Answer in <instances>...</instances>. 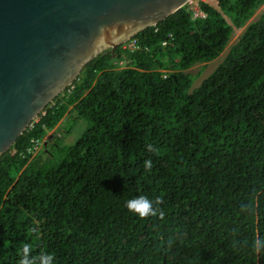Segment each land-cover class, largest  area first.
<instances>
[{
    "label": "trees",
    "instance_id": "obj_1",
    "mask_svg": "<svg viewBox=\"0 0 264 264\" xmlns=\"http://www.w3.org/2000/svg\"><path fill=\"white\" fill-rule=\"evenodd\" d=\"M263 5L185 6L87 65L0 157V264L25 244L55 264H264ZM58 129L81 136L45 142ZM139 195L153 215L127 211Z\"/></svg>",
    "mask_w": 264,
    "mask_h": 264
},
{
    "label": "water",
    "instance_id": "obj_2",
    "mask_svg": "<svg viewBox=\"0 0 264 264\" xmlns=\"http://www.w3.org/2000/svg\"><path fill=\"white\" fill-rule=\"evenodd\" d=\"M190 0H0V157L86 66Z\"/></svg>",
    "mask_w": 264,
    "mask_h": 264
},
{
    "label": "clouds",
    "instance_id": "obj_3",
    "mask_svg": "<svg viewBox=\"0 0 264 264\" xmlns=\"http://www.w3.org/2000/svg\"><path fill=\"white\" fill-rule=\"evenodd\" d=\"M146 147L148 151H153L151 144H148ZM152 166L151 159L144 161L145 170H151ZM125 208L128 212L141 218L155 213L153 201L146 195H139L128 199L125 202ZM254 251L258 254H264V245L257 243L254 246ZM19 264H55V257L50 252H41L38 256L32 255L30 247L25 244L21 250Z\"/></svg>",
    "mask_w": 264,
    "mask_h": 264
},
{
    "label": "rangeland",
    "instance_id": "obj_4",
    "mask_svg": "<svg viewBox=\"0 0 264 264\" xmlns=\"http://www.w3.org/2000/svg\"><path fill=\"white\" fill-rule=\"evenodd\" d=\"M264 12V5L258 10V12L256 13V15L254 16V18H252L248 25L251 24L252 22L256 21L257 19H259V17L263 14ZM245 29V28H244ZM244 29H241V30H237L235 32V34L233 35V38H232V41L229 45V47H231L232 45H235L239 39V37L241 36V34L244 32ZM228 47V49H229ZM227 49V50H228ZM223 60V59H222ZM221 63L218 62V60L216 61H213V63H210L209 65L205 66V64H202V65H198V66H195L193 67L189 72H191L192 74L194 75H199L200 72L203 73V75H200L199 77H197L196 79V83L194 85V88H198L202 82L207 78V76L217 67L219 66V64ZM81 132V130H78L76 131V133H74L73 135H66V131L65 130H62V129H58V130H54V131H51L48 135V137H46V140L45 142H48L47 139H56L57 137H61L63 139H65L66 142L68 143H73L75 142L80 136L81 134H79ZM74 138V139H73ZM68 139V140H67ZM44 150V148L42 147L40 149V151ZM39 151V152H40Z\"/></svg>",
    "mask_w": 264,
    "mask_h": 264
},
{
    "label": "built area",
    "instance_id": "obj_5",
    "mask_svg": "<svg viewBox=\"0 0 264 264\" xmlns=\"http://www.w3.org/2000/svg\"><path fill=\"white\" fill-rule=\"evenodd\" d=\"M215 0H190L186 6L190 8L192 13L194 14V18H205V15L200 10V5L202 3L204 4H213ZM133 45H130L129 47L132 48ZM41 147L40 144L34 146L33 153L37 154L38 151H40Z\"/></svg>",
    "mask_w": 264,
    "mask_h": 264
},
{
    "label": "bare ground",
    "instance_id": "obj_6",
    "mask_svg": "<svg viewBox=\"0 0 264 264\" xmlns=\"http://www.w3.org/2000/svg\"><path fill=\"white\" fill-rule=\"evenodd\" d=\"M39 153V151L37 152V154Z\"/></svg>",
    "mask_w": 264,
    "mask_h": 264
}]
</instances>
